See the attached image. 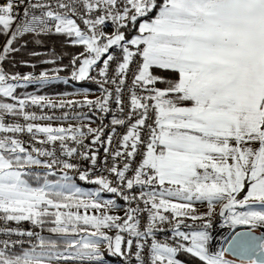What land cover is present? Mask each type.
<instances>
[{
	"label": "snow or ice",
	"instance_id": "snow-or-ice-1",
	"mask_svg": "<svg viewBox=\"0 0 264 264\" xmlns=\"http://www.w3.org/2000/svg\"><path fill=\"white\" fill-rule=\"evenodd\" d=\"M51 34L83 50L38 75L5 71L4 62L27 47H14L18 40L31 35L40 44ZM0 36V98L15 101L0 100V264H113L107 257L116 264H234L225 250L211 249L216 206L220 216L229 213L226 224L264 229V0H4ZM69 79L96 84L100 96L88 99L82 89L83 101L57 105L16 95ZM30 105L86 106L92 115L74 117L80 126L53 127L35 123L55 117L29 112ZM97 113L111 114L109 124L91 127ZM8 116L26 123H6ZM25 132L53 149L26 147L17 136ZM57 142L81 164L58 156ZM57 170L62 175L52 183ZM69 171L98 189L84 192ZM104 192L124 204L101 200ZM197 202L208 211L196 214ZM185 220L203 223L186 233L181 226H192ZM21 222L32 228L12 226ZM229 249L241 264H257L253 256L264 264V235L239 233Z\"/></svg>",
	"mask_w": 264,
	"mask_h": 264
},
{
	"label": "trees",
	"instance_id": "trees-1",
	"mask_svg": "<svg viewBox=\"0 0 264 264\" xmlns=\"http://www.w3.org/2000/svg\"><path fill=\"white\" fill-rule=\"evenodd\" d=\"M40 39L42 40V43L40 44H37L35 42L36 38L31 35L23 38L22 40H18L16 44L13 45L14 47H18L24 42H27V47L21 48L20 52L14 53L11 57H9V59H7L4 62L3 67L5 68V71L9 73L19 72L21 74H27L29 72H36V71L41 72L44 70H51L54 68H63L68 65L69 59L73 54H77L83 50L82 47L71 46L68 42V38L64 35L51 34V35L41 36ZM4 41H5V37L0 36V46L4 44ZM33 52L38 53V55L35 56L31 55V53ZM53 58L56 59L55 64L41 63V61L45 59H53ZM19 61H27L30 64H35L36 67L35 69H33L31 67L23 66L22 64L18 63ZM13 65H15V67H13ZM59 75L64 78H69V73L67 71H61ZM74 87L87 88L91 91H100L98 86L94 83H89V82L81 83V82L71 81L69 79V86L46 85L40 87L33 84V85H29L28 88L24 90V92L27 96H29L37 91L48 92V93H52V92L55 93L56 91H63V90L71 91L73 90ZM157 87L163 88L165 87V85L160 84L157 85ZM22 92H23L22 89H20L17 91L16 95L20 96ZM73 180L81 186L94 187L79 180L78 175L76 173H74L73 175ZM46 233L47 232H44L43 234L46 235ZM107 258L115 262L114 258L112 257H107ZM180 258L190 259V257L187 256H181ZM191 264H196V260H192Z\"/></svg>",
	"mask_w": 264,
	"mask_h": 264
},
{
	"label": "built area",
	"instance_id": "built-area-1",
	"mask_svg": "<svg viewBox=\"0 0 264 264\" xmlns=\"http://www.w3.org/2000/svg\"><path fill=\"white\" fill-rule=\"evenodd\" d=\"M4 2V0H0V4H2ZM66 2H71V0H66ZM75 7L77 8H80V5L79 4H75L74 5ZM18 11H20L22 13L23 11V7L21 6L20 9H18ZM77 22H79L81 25H83V23L77 19ZM84 26V25H83ZM111 28H108L106 29V31H110ZM29 35H26L24 36L23 38L27 37ZM22 38V39H23ZM6 39V38H5ZM20 39V40H22ZM5 42V41H4ZM35 74H39L40 72L39 71H36L34 72ZM101 93L98 94L97 97L95 98H92L91 100H95L97 99L99 96H100ZM125 99V103L127 104L128 102V97L125 96L124 97ZM68 101V100H71V99H61V100H58V101H53L54 103H56L57 105H59V103L61 101ZM72 100H76V101H83L84 99H72ZM114 110H115V107L113 106ZM27 111L29 112H35L37 115H49V116H53L55 117L54 120L52 121H36L35 123L37 124H41V125H45L47 123H52V122H58V121H61V122H64V123H67L68 126L69 125H72L74 127L76 126H80V121H78L77 119H75L74 117H76L77 115L79 114H88V115H92V113L90 112V110L85 106V107H80V106H66V107H56V108H52V107H49V106H45L44 108H40L39 106H29L27 109ZM67 116L68 119L67 120H64L63 118ZM92 119H93V122L91 123V127L93 128H96L98 126H100L101 124V120L103 121V124L104 125H108L109 122H110V119H111V114H109L107 117H103L101 116L99 113H97L96 115H93L92 116ZM5 122L6 123H13V122H19L21 124H25L26 122L22 119V118H14V117H11V116H8L5 118ZM84 123H88V121H84ZM105 137L109 134V131H108V128L105 127ZM123 129H118V132H122ZM0 135H4V134H0ZM11 135V134H9ZM18 138L22 139L24 142H25V146L28 147L29 145L33 146V147H37V148H47L49 150H52L53 149V145L51 144H47V145H41L39 144L38 142L36 141H33L31 139V135L28 134L27 132L25 133H22V134H17ZM43 138V137H41ZM102 139H104V137H102ZM69 144H71V142H68ZM86 144H89L90 143V139L89 140H86L85 141ZM99 147V154L101 157L104 156V148L103 147H100V146H97ZM113 147H116V144L114 143L113 144ZM55 149L57 150V155L60 156L62 159H68L70 162H73V163H76V164H81V161L79 160L78 157H64L63 154L61 152H59V142L56 143L55 145ZM29 150H31V148H29ZM98 163H102V161H99ZM112 161L111 159L108 160V164L111 165ZM84 166H87L86 165V162L84 165H82V170H83V167ZM100 170L101 169H96L93 171V175H92V178H96L97 175H99L100 173ZM105 175H107V173L105 172L104 173ZM84 183L88 184V185H91V186H94V187H98L97 185L95 184H91V183H88L86 181H83ZM109 194V193H107ZM111 195H114V194H111ZM116 196V195H114ZM117 197V196H116ZM118 198V197H117ZM124 213L122 212L121 215H123ZM203 223V221H192V220H185V224L187 225H191L192 227L191 228H186L184 227L183 225L181 226V230L182 231H185L186 233L188 232H191L193 229H199L200 228V225ZM13 227H19L21 230H28V229H31L32 228V225L29 223V222H21L20 225H12ZM165 227H170V226H165ZM35 231H39V229H35ZM3 237H0V239H2ZM13 239H18V237H15L13 236L12 237ZM19 239H27V238H19ZM186 243V246H189L188 245V242H185ZM135 244L133 246V252H135ZM133 263H135V261H133Z\"/></svg>",
	"mask_w": 264,
	"mask_h": 264
},
{
	"label": "rangeland",
	"instance_id": "rangeland-1",
	"mask_svg": "<svg viewBox=\"0 0 264 264\" xmlns=\"http://www.w3.org/2000/svg\"><path fill=\"white\" fill-rule=\"evenodd\" d=\"M80 27L83 29L84 26L81 25L79 22H77ZM47 85H63V86H69V83L65 84L61 81H53ZM46 86V85H45ZM28 88V87H27ZM22 89V93L21 95L23 96H18V97H25L27 96L24 92V90L26 88H18V90ZM82 89H87V88H79V87H74L73 90L69 91V90H63V91H56L55 93L52 92V93H48V92H34L32 95H40V96H47L49 97V99H51L52 101H58V100H61V99H85V97L83 95H77L76 93L79 91V90H82ZM89 90V89H88ZM90 95L87 97L88 99H92V98H95L98 96V94L100 93V91H91L90 90ZM65 94H68V95H65ZM0 100H2V102H11V103H14L15 101L11 100L10 98H0ZM50 124L51 126L53 127H60V126H63V127H68V124L67 123H64V122H61V121H58V122H52V123H47L45 125H48ZM37 171L43 173L45 170L44 169H37ZM62 173H60L58 170H57V174L55 176H50L49 177V180L52 182V183H55L57 182L58 180H60V177H61ZM69 175L73 177L74 175V172H71L69 171ZM72 183L76 184L78 187H80L84 192H94L96 191L98 188L96 187H84V186H81L79 184H77L74 180L71 181ZM34 186H42L41 185H37L34 183ZM101 200H108V199H115L117 204H124V202L121 200V199H117V197H115L114 195H111V194H107L106 192H104V194L102 193L101 194V197H100ZM119 200V201H118ZM195 208L197 210L196 214H204L208 211V205L207 203H199L197 202L195 204ZM222 208L220 205H217L216 208H215V215H213V217L211 218L212 219V227L210 229V232H211V235L213 237V240H212V244H211V249L214 251V252H219L221 250V248L219 247V245L217 244L218 240H220L221 242V245L224 244L226 242V240L231 236L232 232L238 228H242V227H250L252 228L251 226L249 225H236V226H232L230 223L226 224L225 223V218L226 216L229 215V213H225V216H220L219 213L221 212ZM247 209H236V211H245ZM255 210H261L259 207H256ZM83 211V210H81ZM91 211V210H90ZM113 214H119L121 215L122 214V211L120 212H115ZM226 230L223 235H221L219 238L215 239V236L220 232V231H223V230ZM196 230H199V229H196ZM256 230L258 231H261V230H264V229H260V228H257ZM48 233H46L47 235ZM225 258L226 259H229L227 255H225ZM113 264H116V261L113 262Z\"/></svg>",
	"mask_w": 264,
	"mask_h": 264
},
{
	"label": "water",
	"instance_id": "water-1",
	"mask_svg": "<svg viewBox=\"0 0 264 264\" xmlns=\"http://www.w3.org/2000/svg\"><path fill=\"white\" fill-rule=\"evenodd\" d=\"M226 230L220 231L216 236L215 239L219 238ZM245 232H251L255 236L264 235V230L258 231L256 229L250 228V227H242L234 230L231 234V236L226 240L224 244L221 245V241L218 240L217 244L219 247L223 250H225V255H227L230 259L233 261L241 263L242 257L238 253H234L232 250L229 249V245L232 244L233 238L237 236L239 233H245ZM246 259V258H245ZM253 260H257V264H259L257 257L253 256Z\"/></svg>",
	"mask_w": 264,
	"mask_h": 264
},
{
	"label": "crops",
	"instance_id": "crops-1",
	"mask_svg": "<svg viewBox=\"0 0 264 264\" xmlns=\"http://www.w3.org/2000/svg\"><path fill=\"white\" fill-rule=\"evenodd\" d=\"M229 258V257H228ZM228 260H230V261H233L232 259H228ZM234 262V264H241V263H239V262H236V261H233Z\"/></svg>",
	"mask_w": 264,
	"mask_h": 264
}]
</instances>
